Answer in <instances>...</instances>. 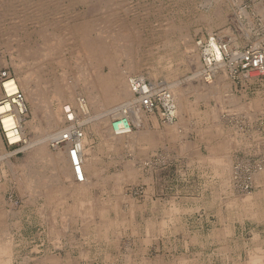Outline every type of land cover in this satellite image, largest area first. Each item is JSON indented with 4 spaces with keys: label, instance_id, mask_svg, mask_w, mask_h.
<instances>
[{
    "label": "rangeland",
    "instance_id": "rangeland-1",
    "mask_svg": "<svg viewBox=\"0 0 264 264\" xmlns=\"http://www.w3.org/2000/svg\"><path fill=\"white\" fill-rule=\"evenodd\" d=\"M263 4L264 0H0V97L5 79L20 82L21 77L30 78L33 73L30 86L40 89L35 95L36 107L24 99L20 90L25 111L19 116L30 140L52 131L48 128V111L58 107L56 89L74 86V102L78 96H89L90 90L83 88L79 77L81 66L86 67L88 76L100 80L95 90L102 94H114L125 76L129 79L140 73L150 81L180 80L182 86L189 83L202 92L206 86L203 78L200 74L192 76L197 61L202 64L201 51L196 48L198 40L214 38L231 51L248 47L253 41L263 44ZM85 20L90 23L80 30ZM81 33L86 37L82 38ZM17 41L23 48L29 47V52L21 55L22 65L15 52ZM88 46L96 51L91 59ZM217 71V78L223 75L228 87L218 96L208 94L199 99L194 91H187L184 103L193 102V109L179 111L171 122L178 126L176 129L169 127L157 111L142 110V120L150 131L149 153L144 152L141 141L133 145L127 140L111 143L98 126L88 121L80 124L84 116L77 105L67 95H60L61 102L78 115L75 127L87 138L86 148L99 157L97 174L102 178L88 196L93 215L96 210H102V214L96 213V221H88L85 227L81 219L72 221L61 231L57 243L47 225L36 219L34 203L42 198L36 199L27 184V177L37 171L42 176L56 175V170L44 161L46 151L55 148L47 144L48 149L39 152L43 154L38 158L36 153L32 156L34 148L22 149L24 142L8 143L0 125V148L12 150L9 157L0 159V185L7 201L21 205L23 210L21 232H14V228L2 234V240L10 245L12 264H51L41 262L45 255H69L70 264H123L125 255L130 257L128 264H186L181 258H187L188 264H246L256 248V237L249 239L244 231L242 236V212L252 208L247 205L251 198L247 202L243 199L251 197L253 190L244 189L243 183L246 177L254 183L264 171V141L262 144L259 132H264V93L252 80L261 77L254 70L232 74L228 64L223 63ZM77 77L79 84L75 83ZM242 97L246 107L253 105L246 111L237 108ZM233 98L237 104L231 102ZM94 109L91 106L90 117L95 115ZM115 116L108 118V124ZM65 122L70 124L67 119ZM134 125L133 131L143 127ZM216 153L224 154L229 162L225 171L191 172L195 165L211 171L213 167L205 158ZM115 175H123L122 180L115 182ZM263 228L264 224L262 232ZM221 248L222 253L218 252Z\"/></svg>",
    "mask_w": 264,
    "mask_h": 264
},
{
    "label": "bare ground",
    "instance_id": "bare-ground-1",
    "mask_svg": "<svg viewBox=\"0 0 264 264\" xmlns=\"http://www.w3.org/2000/svg\"><path fill=\"white\" fill-rule=\"evenodd\" d=\"M30 1V0H29ZM78 1V0H77ZM112 1V0H111ZM116 2V1H115ZM33 3V2H32ZM75 3V1H74ZM78 3V2H77ZM81 3V2H80ZM28 4V3H26ZM119 4V3H118ZM19 5V3H18ZM128 5V3H127ZM130 5V4H129ZM264 5V4H263ZM3 6V5H2ZM89 6V5H88ZM207 6V5H206ZM13 7V5H12ZM29 8V7H28ZM45 8V7H44ZM47 8V7H46ZM118 8V7H116ZM115 8V9H116ZM139 8V7H138ZM1 9V8H0ZM18 9V8H17ZM72 9V8H71ZM90 10V9H89ZM243 10V9H242ZM114 11V10H112ZM63 12V11H62ZM89 12V11H86ZM130 12V11H129ZM10 13V12H8ZM17 13V12H16ZM45 13V12H44ZM84 13V12H83ZM91 13V12H90ZM243 13V12H242ZM24 14V13H23ZM141 14V13H140ZM157 14V13H156ZM83 15V14H82ZM148 15V14H147ZM245 15V14H244ZM5 16V15H4ZM88 16V15H87ZM153 16V15H152ZM180 16V15H179ZM263 16V14H262ZM71 17V16H70ZM74 17V16H73ZM81 17V16H80ZM79 17V18H80ZM84 17V16H82ZM81 17V19H82ZM55 18V17H54ZM34 19V18H33ZM47 19V18H46ZM51 19V18H50ZM75 19V18H74ZM73 19V20H74ZM78 19V18H77ZM76 20V19H75ZM241 20V19H240ZM71 21V20H70ZM90 20H85L84 25H80L79 29L80 30H84L86 27V25H88L90 22ZM49 22V21H48ZM158 22V21H157ZM47 23V22H46ZM68 23V22H67ZM71 23V22H70ZM80 23L82 24V21H80ZM135 23V22H134ZM11 24V23H10ZM29 24V23H28ZM45 24V23H44ZM128 24V23H127ZM149 24V23H148ZM50 26V24H48ZM57 24H55L56 26ZM124 25V24H123ZM264 25V24H263ZM17 26V25H15ZM40 26V25H39ZM38 26V27H39ZM44 26V25H43ZM82 26V27H81ZM84 26V27H83ZM148 27V26H147ZM53 27L51 26L50 29H52ZM59 28H62L61 26ZM30 29V28H29ZM58 29V28H57ZM56 29V30H57ZM78 29V30H79ZM124 29V27H123ZM129 29V28H128ZM37 30V29H36ZM35 30V31H36ZM55 30V29H54ZM54 30H50L53 31ZM59 30V29H58ZM61 30V29H60ZM73 30V29H72ZM22 31V30H21ZM39 31V30H38ZM68 31V30H67ZM233 31V30H232ZM31 32V31H30ZM70 32V31H69ZM72 32V31H71ZM74 32V31H73ZM79 32V31H78ZM264 32V31H263ZM262 32V33H263ZM37 33V32H35ZM39 33V32H38ZM58 33V32H56ZM62 33V32H59ZM68 33V32H67ZM92 33V32H91ZM140 33V32H139ZM143 33V32H142ZM191 33V32H190ZM72 34V33H71ZM87 34V33H86ZM151 34V33H150ZM21 35V34H20ZM33 35V34H32ZM64 35V34H63ZM66 35V34H65ZM70 35V34H69ZM82 38H85V34L81 33ZM261 35V34H260ZM72 36V35H71ZM92 36V35H91ZM127 36V34H126ZM60 37H64V36H60ZM67 37V36H66ZM77 37V36H76ZM79 37V36H78ZM130 37V36H129ZM134 37V36H133ZM132 37V38H133ZM247 37V36H246ZM257 37V36H256ZM127 38V37H126ZM145 38V37H144ZM24 39H26L27 41V45L29 43L28 40L29 36L26 33L24 35ZM32 39V38H31ZM69 39V38H68ZM73 39V38H72ZM77 39V38H76ZM79 39V38H78ZM124 39V38H123ZM129 39V38H127ZM131 39V38H130ZM143 39V38H142ZM224 39V38H223ZM264 39V38H263ZM21 40V39H20ZM75 40V38H74ZM122 40V39H121ZM132 40V39H131ZM130 40V42H131ZM147 40V39H146ZM229 40V39H228ZM249 40V39H248ZM24 41V40H23ZM129 41V40H128ZM127 41V42H128ZM133 41V40H132ZM139 41V40H138ZM137 41V42H138ZM69 42V41H67ZM73 43V41H71ZM75 42V41H74ZM118 42V41H117ZM126 42V41H125ZM140 42V41H139ZM222 42V41H221ZM225 42V41H224ZM254 43L252 45L255 44V41H253ZM79 43V42H78ZM77 43V44H78ZM258 43V42H257ZM256 43V44H257ZM75 44V43H74ZM75 44V45H77ZM124 44V43H123ZM127 44V43H125ZM255 44V45H256ZM259 44V43H258ZM31 45V43H30ZM29 45V46H30ZM73 45V44H72ZM79 45V44H78ZM131 45V44H130ZM133 45V44H132ZM136 45V44H135ZM197 45V44H196ZM217 42L212 38L211 39V47H209L207 49V51L209 52H213V50H215L216 52V56L217 58H221V54L220 51L218 50V46H217ZM235 45V44H234ZM25 46V45H24ZM57 46V45H56ZM127 46V45H125ZM124 46V48H125ZM233 46V44H232ZM74 47V46H73ZM133 47V46H132ZM147 47V46H146ZM77 48V47H76ZM121 48V47H120ZM128 48V47H127ZM198 48V46L196 47ZM234 48V47H233ZM29 47L27 46L26 48H23V45L21 44L20 41L16 42V48H15V52L19 55L18 58L20 60V65H22V57L21 55H24V53L29 52ZM199 49V48H198ZM79 50V49H78ZM130 50V49H129ZM233 50V49H232ZM80 51V50H79ZM88 57L91 59L93 58V56H95V49L90 48L89 46L86 48ZM107 51L109 52V49H107ZM235 51V50H234ZM78 52V51H76ZM97 52H101V50H98ZM104 52L106 53V51L104 50ZM130 52V51H129ZM79 53V52H78ZM135 53V52H134ZM109 54V53H108ZM131 54V53H130ZM129 54V56H130ZM83 55V54H82ZM126 55V54H125ZM128 55V54H127ZM111 56V55H110ZM133 56V55H132ZM24 58H26V56H23ZM87 57V56H86ZM160 57V56H159ZM111 58V57H110ZM134 59V58H133ZM29 60V59H28ZM136 60V59H135ZM167 60V59H166ZM86 61V60H85ZM88 61V59H87ZM169 61V60H168ZM71 62V61H70ZM77 62V61H76ZM92 62V61H91ZM111 62V60H110ZM135 63V62H134ZM133 63V64H134ZM138 63V62H137ZM132 64V63H131ZM223 62L219 63V65H222ZM135 65V64H134ZM186 65V64H185ZM107 66V65H106ZM137 66V64H136ZM85 67V66H83ZM81 66V70L79 72V77L82 79L81 82H83L82 84H84L83 88L88 89L89 92V96L85 99L82 96H78L74 102V96L72 95V88L74 86H70V87H65L66 90L63 88L62 90L60 89H56V97H54V99H56L58 102V107L55 110H49L48 111V128L49 130H52L51 132L47 129V132L49 131L50 133H48L45 136L40 137H35L34 139H30L27 140V137L25 135V130L21 124V117L19 116V113L24 112L25 111V106L23 104V98L20 99L17 96V93L20 92V90H22L24 92L25 95V100L27 99L28 101H30L34 107H36L37 103H36V99L37 97L35 96L40 89H38L39 87H35V88H31L30 86V81L34 80V75L33 73L31 74L30 78H27V76L25 77H21V81L17 82L14 78H7L2 82V87L4 89V93L3 95L0 97L3 100L0 101V125L2 130L4 131V135L7 139L8 143H17V142H24L25 144L23 146H21L22 149H26L28 147H33L34 149H32V151L34 150V152L32 153H36L35 155H41L43 153H39V152H43L44 149H48L47 144L49 145H53V147L55 148L54 151H50L49 149L46 151L45 154V160L46 163H48V165H51L52 170H56L53 171L55 174L52 175H40V172H36L34 177L35 180L37 181L38 185L41 186V188L46 187V183L45 182H50L49 185H57V183L61 182V183H65L68 186H75L77 188H79V190L83 193H85V195L88 197L87 201H89L91 198L88 196L91 192V190L95 187L94 186V178H91L89 176H87L85 174V166L86 165H90V162L92 161L93 158V154L91 153L90 149L86 148V144H87V138L84 136L82 138H76L75 143H76V149L72 152L71 147H72V143L74 141L67 139V140H62L63 139V134L66 131L71 130V126L74 125L76 126L77 124L83 123V122H90L92 123L95 128H97V126L99 127L101 132H106L109 139H111V143H116L117 140L119 139V137L121 135L124 134H128L129 137L132 138V134L135 135V133H137V131H133L131 130H127L126 132H120V133H116L111 129V123L108 124V118L111 117V115H119L124 109L127 110L128 116L130 118V120L136 124H142L143 125V112L142 110L139 108V106L137 105V99L134 97L132 90L130 89L129 86V81H128V77L125 76V80L121 82V84H119V88L114 92V94H102L100 93L98 90H95V88H98V83L100 80H95L94 78H92V75L88 76L87 72H86V67L85 69ZM132 67V65H131ZM90 68V67H89ZM92 68V67H91ZM135 68V67H134ZM80 69V66H78V71ZM116 69V68H115ZM114 69V70H115ZM109 70V69H108ZM117 71V70H116ZM222 71V70H221ZM89 70H88V74H89ZM94 72V71H93ZM249 72V71H248ZM252 72V70H251ZM254 72V71H253ZM18 73H21L20 68L18 69ZM25 73V72H24ZM124 73V72H123ZM203 73V66L202 64L197 61V69L195 70V72L192 73V76H196L199 74ZM219 71L215 70V77L211 79L210 75H207L205 79H202V81H204V85L205 88H203L202 92L197 89L196 87L194 88L191 84L188 83V85L186 87H184V85L182 86V84H180V80H175V81H166L167 82V87L169 88V90L172 93L173 96V100H174V104L176 107V113L179 114V108H178V104L180 103V98L183 95H186L187 91H194V93L196 95H198V99L199 98H205L206 96H208V94L210 95H220V93H222V90L225 89V87H228V82L226 81L227 79L225 77H223V75H219L217 78ZM49 74V73H48ZM58 74V73H57ZM110 74V73H109ZM112 74V73H111ZM28 75V74H25ZM78 76V75H77ZM95 76V74H94ZM139 76V75H138ZM191 75L187 78L190 79V77H192ZM77 77V84H79L78 81H80V78ZM106 77V76H105ZM140 77H142V74L140 73ZM60 78V77H59ZM216 79V81H214V79ZM19 80V79H18ZM54 81V80H53ZM52 81V82H53ZM155 81V80H154ZM196 81V80H195ZM51 82V83H52ZM58 82V80H57ZM120 83V82H119ZM54 84L53 86H56V83H52ZM58 84V83H57ZM50 85V84H49ZM61 85V84H59ZM71 85V84H69ZM76 85V84H75ZM112 85V82H111ZM62 86H64V84H62ZM113 86V85H112ZM110 86V89L111 87ZM115 87V86H114ZM94 88V90H93ZM107 89H109L107 87ZM201 89V88H200ZM106 90V89H105ZM108 91V90H106ZM111 91V90H110ZM109 91V92H110ZM65 92V93H64ZM103 93H105L103 91ZM62 94L67 95L68 97H70L73 103H75L78 107L79 112H81L84 116V118L82 120L78 119V115L75 113H69V111L71 110L69 105H64L61 100V96ZM64 96V95H63ZM220 97V96H219ZM51 98V96H50ZM221 98V97H220ZM52 99V98H51ZM69 99V98H68ZM231 102L233 101L234 103L236 102L237 104V100L235 98L230 99ZM51 102V100H49ZM62 103V104H61ZM222 104V103H221ZM240 104V102H239ZM237 106L238 109L242 108V104ZM224 105V104H223ZM91 106L95 107L94 111H95V115L90 117V108ZM222 106V105H221ZM248 107V106H247ZM223 108V106H222ZM220 108V110L222 109ZM225 108V107H224ZM217 110H219L218 108H216ZM247 110V109H246ZM215 115H216V111L214 110ZM148 113V112H147ZM68 114L70 117L73 118V121L69 124V125H65V119H68ZM94 119V120H93ZM79 120V122H78ZM111 122V121H110ZM172 122V121H171ZM171 122H169L168 124H170L173 128H176L178 126H176L175 124H171ZM66 123V122H65ZM165 123V122H164ZM104 124L103 126H100ZM79 126V125H78ZM35 127V126H34ZM37 127V126H36ZM82 126H80L81 128ZM142 129V128H141ZM139 129V130H141ZM230 129V128H229ZM138 130V131H139ZM233 130V129H232ZM38 133V132H37ZM36 133V134H37ZM228 133V132H227ZM93 134V133H92ZM255 134V133H254ZM235 136V134H234ZM127 137V136H126ZM134 137V136H133ZM133 140H135L136 138H132ZM62 142L59 144L58 141ZM126 140V139H125ZM132 140V142H133ZM58 143V144H57ZM90 144V143H89ZM131 145V144H130ZM92 146V145H91ZM19 148V147H18ZM51 148V147H50ZM0 159L1 158H7L9 157V155L12 153L10 152H5L4 150H2V148H0ZM17 149V148H16ZM20 149V148H19ZM14 150V149H13ZM16 152V151H15ZM29 156V155H28ZM33 156V154H32ZM41 157V158H44ZM38 158V157H37ZM75 161V163H74ZM1 163V162H0ZM8 163V162H6ZM6 165V164H5ZM8 166V165H7ZM9 167V166H8ZM11 167V166H10ZM23 168H25V164L22 165ZM6 168V167H5ZM6 170V169H5ZM8 170V169H7ZM24 170V169H23ZM2 173V169H0V175ZM24 173V172H22ZM240 177V176H239ZM55 180V181H54ZM51 181L54 183H51ZM45 183V184H43ZM48 186V185H47ZM51 187V186H50ZM45 189V188H44ZM46 190V189H45ZM88 203V207L87 210H91V204L89 202ZM90 204V205H89ZM96 208V207H95ZM77 211V207H73V209H71V215L64 219H62L61 221V225L63 229L68 228V225L70 226L69 223H71L72 221H74V223H76V221L74 220V214ZM95 211V210H94ZM89 215L93 216V213L90 212H86ZM90 216V217H91ZM70 218V221L68 222L67 219ZM57 220V219H56ZM57 222V221H56ZM57 224V223H55ZM84 224V223H83ZM79 225V224H78ZM57 225H55L56 227ZM54 227V228H55ZM57 228V227H56ZM55 228V229H56ZM61 228V229H62ZM9 231V230H8ZM43 232V231H42ZM55 234V233H54ZM57 234V233H56ZM60 234V233H59ZM1 237V236H0ZM7 236H5L6 238ZM58 236L54 237V243L56 240V243L58 242ZM8 238V237H7ZM13 243V242H11ZM83 244V243H82ZM100 245V244H99ZM98 246V245H97ZM102 246V245H101ZM98 246V247H101ZM10 245L9 243H5L4 240H2V237L0 238V264H11L12 261V254L10 252ZM75 248V247H74ZM104 248V247H103ZM36 251V250H35ZM50 251V250H49ZM100 251V250H99ZM102 251V250H101ZM129 255V253H127ZM131 254V253H130ZM94 256V255H93ZM126 259L125 262L123 264H128L130 260V257L125 255ZM260 258L257 259L255 262L253 261V264H264V253L260 254ZM18 257V256H17ZM123 259V258H121ZM136 259V258H135ZM24 260V259H23ZM70 260V259H69ZM26 263V261H25ZM22 264V263H21ZM122 264V263H121Z\"/></svg>",
    "mask_w": 264,
    "mask_h": 264
},
{
    "label": "crops",
    "instance_id": "crops-1",
    "mask_svg": "<svg viewBox=\"0 0 264 264\" xmlns=\"http://www.w3.org/2000/svg\"><path fill=\"white\" fill-rule=\"evenodd\" d=\"M252 80L254 83L258 85V87H260L261 89L260 91L264 93V78L259 77V76H254ZM185 98H186L185 95H183L180 98V103L178 104L179 111H184L187 108L193 109V105H192L193 102L191 104L187 101L186 102L188 103V107H187L186 103H184ZM247 106L248 107H246L245 105V98L242 97V110L246 111V109H248L249 107H252L253 105L252 103H250ZM212 112H213V116H216L214 110ZM244 115L242 113V117ZM262 124H263L262 129L264 130V120L262 121ZM169 127H172V126L169 125ZM172 129H176V128L172 127ZM258 129L260 128H257V130ZM259 132L261 133V136L263 139L261 143L263 144L264 132L263 131H259ZM149 133H150L149 128L146 127L143 123L142 129L139 131L137 130V133H135V135L132 134L134 136V137L132 136V138H136L135 140L129 137L128 134H124L119 137L117 142H119L120 140L126 139L127 141H129V144L133 145L137 141L139 142L141 141L144 147V152L146 150V153H149L150 151V141L148 138ZM5 146H8V145H5ZM214 151L216 152V150ZM91 153L94 156L92 158V161L90 162V165L85 166L86 168L85 174L95 179L94 186H96L98 183H100V180L102 178L97 174L98 172L97 170L99 169V165L97 164L99 157L97 154L93 153L92 151ZM224 156H225L224 154L220 156L216 153V154H211L205 158V160L207 159L210 162L211 167H213L211 168V171L207 168L204 169V167L202 166L195 165V169H192L191 172L193 173L196 172L197 174L213 173L215 172V170L217 171L220 170L223 172L229 166V162L224 158ZM37 157H39L38 154H37ZM122 178H123V175H115L114 181L118 182L122 180ZM45 183H46V187L44 188L46 190L44 188H41L40 185H38L37 181L35 180L34 175H30V177H27L28 188H30V191H32V194H35L36 197L35 196L34 197L36 199H39V197L42 198L41 202L39 199L36 203H34V206L36 207L35 208L36 209L35 211L36 219L47 225L48 231L50 232V236L53 238L52 240H54V237L58 235H59L58 240L60 239L62 235L61 231L63 230V228L61 227L62 228L61 229L58 226L57 222H60L61 224L62 219L66 218L67 216L69 217L71 215V209H73V207H77V211L74 214V220L77 221L81 219L82 223H84L83 226L86 225L88 221L92 223L95 222L96 213L101 212L102 214V210L95 209L96 213H94L93 216L91 215L88 216L86 212L93 213L92 209L87 210V207H88L87 202L90 203L91 199L87 201L88 197L85 195V193L81 192L79 188L75 186H68L65 183H61V182L57 183L56 186L49 185L50 182L49 183L45 182ZM251 187L253 188V190L250 192L251 197H246V199L245 198L243 199L245 202H247L251 198V201L249 200V203H247V205L252 206V208H250L249 210L246 209L245 213L242 212V236H243V231H244L245 234L249 236L248 237L249 239L256 237V242H255L256 248L250 253L251 255L248 258L246 264H253V261L255 262L257 259L261 257L260 254L264 253V234H263L264 230L263 232L261 231V225L264 224V171L259 172V174L254 178V183L251 184ZM99 208H101V206H99ZM77 216H79L80 218H77ZM22 221H23L22 206L21 205L17 206V204L12 203L11 200L7 201L6 193L1 188V185H0V236L2 237V234L4 235L5 231L9 230L11 232L12 229L14 228H15L13 230L14 232L18 230L20 233L21 227H22L21 226ZM67 221L69 222L70 218H68ZM247 222H249L250 225ZM55 225H57L56 226L57 228L55 227ZM16 227L19 229H17ZM224 231L225 230L222 231L223 234H224ZM55 243H56V240H55ZM222 250L223 249L221 248L218 252L222 253ZM69 259H70L69 255H67L66 258L56 257L55 255H45L41 258V262L43 263L50 262L51 264H70L71 260ZM180 260L188 264L187 258H181ZM12 263L13 261H11V264Z\"/></svg>",
    "mask_w": 264,
    "mask_h": 264
},
{
    "label": "built area",
    "instance_id": "built-area-1",
    "mask_svg": "<svg viewBox=\"0 0 264 264\" xmlns=\"http://www.w3.org/2000/svg\"><path fill=\"white\" fill-rule=\"evenodd\" d=\"M211 39L212 38L206 40L204 38L197 42L201 51L203 73H200V75L203 79L207 78V75H210L211 79L214 78L215 70H218L220 66L219 63L221 62L228 64L232 74L251 69L264 78V43L250 45L243 49L231 51L225 43L217 42L218 50L221 54V58H217L215 50H213V52L207 51V49L211 47ZM3 76L6 77L5 73ZM128 81L130 89L137 99V105L141 110L148 112L157 111L160 118L166 122H171L176 118V107L166 81H150L140 76H131ZM17 96L22 99L20 92L17 93ZM72 112V110L69 111V113ZM67 121L68 123L73 121V118L70 117L69 114ZM134 126V122L130 120L126 109L111 120V129L116 133L126 132L127 130H131ZM63 136L62 140L70 139L74 141L70 150L73 152L76 149V138H82L83 133L78 127L72 125L71 130L66 131ZM62 140L58 141V143L60 144ZM251 184V178L246 177L243 188L248 189L251 187Z\"/></svg>",
    "mask_w": 264,
    "mask_h": 264
}]
</instances>
